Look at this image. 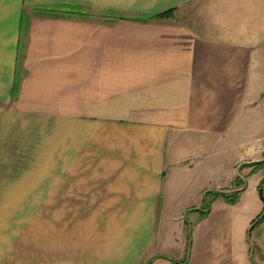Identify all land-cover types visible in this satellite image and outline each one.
Segmentation results:
<instances>
[{
	"label": "crops",
	"instance_id": "0c3cea01",
	"mask_svg": "<svg viewBox=\"0 0 264 264\" xmlns=\"http://www.w3.org/2000/svg\"><path fill=\"white\" fill-rule=\"evenodd\" d=\"M262 59L264 0H0V192L93 210L94 264H264Z\"/></svg>",
	"mask_w": 264,
	"mask_h": 264
},
{
	"label": "rangeland",
	"instance_id": "374dc122",
	"mask_svg": "<svg viewBox=\"0 0 264 264\" xmlns=\"http://www.w3.org/2000/svg\"><path fill=\"white\" fill-rule=\"evenodd\" d=\"M257 74L264 79V64L257 66ZM39 196L44 195L0 192V264H94L99 260L88 252L100 242L96 230L102 227L92 223L93 210L39 208ZM248 240L252 246L251 235Z\"/></svg>",
	"mask_w": 264,
	"mask_h": 264
},
{
	"label": "trees",
	"instance_id": "16d2710c",
	"mask_svg": "<svg viewBox=\"0 0 264 264\" xmlns=\"http://www.w3.org/2000/svg\"><path fill=\"white\" fill-rule=\"evenodd\" d=\"M77 10L80 11L79 8ZM172 11H173V9L168 10V11L162 13V14H159V15L160 16L166 15V14L172 13ZM249 166L252 167V170L254 171L255 169H258V168L264 166V160H259V161H254V162H249V163L242 164L241 168L249 167ZM234 184H235V187H234L233 190L207 191L204 194L203 204L200 207V209H197V211H199V214H200V216H199L200 219L202 217H204L205 213L209 210V204L211 203V201L213 199L217 198V197L223 198L229 204H235L239 200L241 191L245 187L244 186V178H243V176L241 174H238L236 176ZM256 220L253 221L252 225L253 224L255 225L261 219L259 221H256ZM185 263H186V261H184V260L180 261V262H175V264H185Z\"/></svg>",
	"mask_w": 264,
	"mask_h": 264
},
{
	"label": "water",
	"instance_id": "95a60500",
	"mask_svg": "<svg viewBox=\"0 0 264 264\" xmlns=\"http://www.w3.org/2000/svg\"><path fill=\"white\" fill-rule=\"evenodd\" d=\"M259 192H260V197L262 198V200H264V194H262V191L261 190ZM262 217H264V212H262V214L260 215V217L256 221H259Z\"/></svg>",
	"mask_w": 264,
	"mask_h": 264
}]
</instances>
